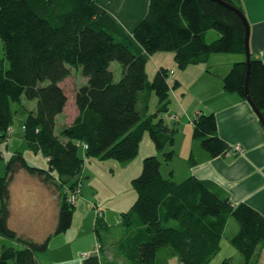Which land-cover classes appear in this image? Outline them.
<instances>
[{
	"label": "trees",
	"instance_id": "1",
	"mask_svg": "<svg viewBox=\"0 0 264 264\" xmlns=\"http://www.w3.org/2000/svg\"><path fill=\"white\" fill-rule=\"evenodd\" d=\"M225 1L241 8L237 0ZM244 34L238 15L215 0H149L130 33L97 0H0L1 153L14 135L18 112L23 143L48 161L47 168L35 166L19 149L5 162L0 234L22 248H3L0 264H37L35 251L44 250L50 238L36 242L9 227L10 183L16 173L23 170L57 188L54 234L65 231L78 199H71L70 191L82 190L85 157L126 163L138 154L146 132L158 151L173 147L178 118L168 116L169 108L176 92H186L189 69L208 64L218 53L240 54L222 78V88L246 100ZM152 55L156 59L149 63ZM168 55L170 63L163 66ZM71 76L78 78L71 94L76 113L63 123L68 94L62 83ZM247 88L264 117V61L251 58ZM190 121L192 138L211 157L230 150L217 134L213 112L199 110ZM173 155L164 152L163 160L171 162ZM132 186L137 197L121 213L118 228L103 223L98 230L95 213L96 233L115 238L114 248L128 264H165L175 256L180 264H209L223 238L237 255L220 264H260L264 216L245 203L233 205L219 185L194 176L177 182L172 171L165 178L153 155L143 159ZM232 219L238 229L226 235ZM84 264L101 263L91 255Z\"/></svg>",
	"mask_w": 264,
	"mask_h": 264
},
{
	"label": "crops",
	"instance_id": "2",
	"mask_svg": "<svg viewBox=\"0 0 264 264\" xmlns=\"http://www.w3.org/2000/svg\"><path fill=\"white\" fill-rule=\"evenodd\" d=\"M237 1L250 26L251 58L264 61V0ZM216 56L217 54L210 57L209 65L189 69L188 74L191 77L186 80V92L183 95L177 92L174 94L168 115L177 116L176 127L185 121L181 145H190L191 155L193 156L195 151L197 157L191 160V176L212 181L226 191L233 205L245 203L264 216V130L247 100L222 88V78L232 62H221ZM208 67L215 71L208 72ZM199 110L213 112L218 136L230 147L239 145L242 152L237 153L230 148L224 155L211 157L200 143L192 138L191 127V136H186V123L192 126L189 120ZM178 138L176 136L175 139ZM23 142L18 141L11 150L8 148V142L5 151H0L3 168L10 155L19 149H25L24 156L31 164L47 168L28 158L27 154L31 150L24 148ZM44 160L48 162L46 158ZM86 170L84 167L85 175ZM17 175L10 183L9 227L17 235L36 242L50 237L44 250L35 251L37 264H84V253L91 250L95 237V215L93 217L89 211H74L69 228L54 234L59 214V195L37 177L29 174L31 177L26 178L20 173ZM102 220L109 226L104 211ZM5 247L20 249L22 245L0 234V252ZM88 253L90 256L95 255L94 252ZM231 253V256L236 257L235 253ZM98 258L101 264H108L104 261L102 252L101 258ZM212 264L218 262L214 261Z\"/></svg>",
	"mask_w": 264,
	"mask_h": 264
},
{
	"label": "rangeland",
	"instance_id": "3",
	"mask_svg": "<svg viewBox=\"0 0 264 264\" xmlns=\"http://www.w3.org/2000/svg\"><path fill=\"white\" fill-rule=\"evenodd\" d=\"M97 1L114 17V19L119 23V25L128 33H130L134 26L137 24V22L141 20V18H143L147 11L149 3V0ZM216 57L221 62H233L235 60L238 61V57L242 58L240 54L229 53H218ZM155 59L156 56L153 57V59L150 58L149 63ZM169 59V55L168 59L164 58L163 56V60H166L163 63V66L170 63ZM114 63L118 66L117 62ZM173 68L177 70L176 66H173ZM190 77L191 75H189V78ZM77 79V76H71L62 83L65 92L68 94L67 106L63 112V115L61 116V122L63 123L71 122L76 113L75 107L72 104L73 102L71 99V94L73 93L75 86L77 85V82L75 81ZM195 89H197V87L194 88V90ZM155 101L157 100L153 96L150 104L151 111H153L154 109ZM14 107H17V105H15ZM168 116L170 118H173V115ZM22 119L23 115L17 112L14 122V135L11 137L8 144V148L10 150L14 148L15 144L18 141H22V138L19 136V132L21 131V123L18 122V120ZM184 122L185 121H182L179 124V127L177 126L176 128L175 138L176 136H178L179 138L178 140L174 139L173 147H171L170 145H166L162 151H158L155 148V145L150 139L149 134L146 132L140 141L138 154L126 163H120L114 159L99 160L97 158L85 157L84 167L87 170L86 175L84 171V177L82 179V190L75 188L70 191L71 199L78 197L76 201V206H74V211H89L93 217L96 213V223H98V230H101V226L104 223L101 219L102 212L104 211L105 216L108 220V224L112 227V230L118 228L121 213L128 211L137 197L136 191L132 186V179L140 174L143 159L147 156L155 155L158 157V159L161 161V173L165 178L169 177V172L171 171L173 173L172 176H174V180H176L177 182H180L186 179L188 176H191V160L197 157L195 151H192L193 156L191 155L190 152L192 147L190 145H181ZM189 123L192 124V121L189 120ZM186 124L187 126L184 133L186 134V136H191L190 129L192 128V126H189L188 122ZM23 145L24 148L27 147L25 146V143ZM230 148H232V150H235L237 153L242 152V150H240L239 145H232ZM2 149L3 148H1L0 146V151ZM170 150L174 153V155L172 157L171 162L167 163L163 160V153ZM31 152L27 154L29 159L34 160L37 164H42L44 167L48 166L47 162L44 160L41 154H35L33 151ZM2 168L3 162L0 161V177H2L4 174V168ZM19 173L20 175H24V177L26 178L31 177L23 170H20L15 175L18 176L17 174ZM28 181H30V183H33L32 180ZM54 192L55 194L59 195L57 188L56 190H54ZM234 229L237 230L238 225L232 219L230 220V223L226 228V235L233 233ZM94 236V241L90 248L91 250H89L88 252H94L95 255L100 258L102 252V257L104 256V261H106L108 264H127V262H125L120 253L114 248L113 243L115 242V238L110 235V239H113L110 240L108 236L103 234V232L96 233L95 229ZM231 252L237 255V250L225 238H223L219 253L215 256L213 260L210 261L209 264L214 263V261L220 264L224 258L231 256ZM263 261L264 247L262 248V257L260 264H263ZM165 264H180V261L178 260V257L175 256L168 258Z\"/></svg>",
	"mask_w": 264,
	"mask_h": 264
},
{
	"label": "water",
	"instance_id": "4",
	"mask_svg": "<svg viewBox=\"0 0 264 264\" xmlns=\"http://www.w3.org/2000/svg\"><path fill=\"white\" fill-rule=\"evenodd\" d=\"M218 3L224 5L225 7L229 8L230 10L234 11L238 17L241 19V21L244 24L245 27V34H244V51H245V63L247 65L246 67V72H245V78H244V94L246 97L247 102L250 104V106L252 107L253 111L255 112V114L257 115V117L259 118V121L262 125V128L264 130V117L261 113V111L254 105V103L252 102L249 94H248V76H249V68H250V61H251V53H250V48H249V34H250V26L249 23L245 17V15L243 14L241 8L236 7L230 3H228L225 0H215Z\"/></svg>",
	"mask_w": 264,
	"mask_h": 264
},
{
	"label": "built area",
	"instance_id": "5",
	"mask_svg": "<svg viewBox=\"0 0 264 264\" xmlns=\"http://www.w3.org/2000/svg\"><path fill=\"white\" fill-rule=\"evenodd\" d=\"M85 254H86V255H85ZM85 254H84V257H88V256H90L89 253H85Z\"/></svg>",
	"mask_w": 264,
	"mask_h": 264
},
{
	"label": "bare ground",
	"instance_id": "6",
	"mask_svg": "<svg viewBox=\"0 0 264 264\" xmlns=\"http://www.w3.org/2000/svg\"><path fill=\"white\" fill-rule=\"evenodd\" d=\"M263 264H264V261H263Z\"/></svg>",
	"mask_w": 264,
	"mask_h": 264
}]
</instances>
